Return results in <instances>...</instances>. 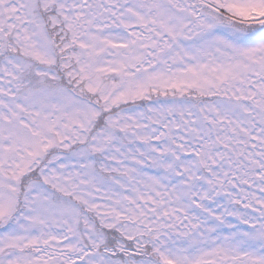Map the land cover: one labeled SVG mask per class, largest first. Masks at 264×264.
Masks as SVG:
<instances>
[{
  "label": "snow or ice",
  "instance_id": "6c2138e0",
  "mask_svg": "<svg viewBox=\"0 0 264 264\" xmlns=\"http://www.w3.org/2000/svg\"><path fill=\"white\" fill-rule=\"evenodd\" d=\"M0 264H264V0H0Z\"/></svg>",
  "mask_w": 264,
  "mask_h": 264
}]
</instances>
